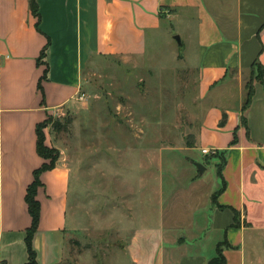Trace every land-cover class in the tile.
Segmentation results:
<instances>
[{"label": "crops", "instance_id": "0c3cea01", "mask_svg": "<svg viewBox=\"0 0 264 264\" xmlns=\"http://www.w3.org/2000/svg\"><path fill=\"white\" fill-rule=\"evenodd\" d=\"M37 2L39 17L30 0H0V264L28 260L25 238L32 218L25 196L34 171L46 161L37 151V125L82 98L87 65L143 57L150 31L186 15L184 28L198 60L194 105L201 121L194 148L226 151L225 188L218 205L213 203L222 180L218 175L209 184L198 170L188 196H180L183 205L179 197L166 196L163 181V215L153 227L134 228L131 264H208L224 239L231 244L224 249L225 264H264V81L254 82L252 102L243 111L252 65L258 59L264 66V0ZM205 103H211L208 109ZM46 143L52 146L48 138ZM72 170L60 158L41 175V216L33 239L38 264L65 257ZM171 186L173 195L178 185ZM195 213L199 217L191 223Z\"/></svg>", "mask_w": 264, "mask_h": 264}, {"label": "rangeland", "instance_id": "374dc122", "mask_svg": "<svg viewBox=\"0 0 264 264\" xmlns=\"http://www.w3.org/2000/svg\"><path fill=\"white\" fill-rule=\"evenodd\" d=\"M188 17L167 19L165 27L150 31L143 57L87 65L82 98L49 114L46 137L73 169L66 264H131L134 228L153 227L163 215V181L166 196L184 205L199 169L195 163L207 168L204 181L217 179L216 164L194 148L201 118L194 105L197 46L184 28ZM193 217L191 223L199 214Z\"/></svg>", "mask_w": 264, "mask_h": 264}, {"label": "trees", "instance_id": "16d2710c", "mask_svg": "<svg viewBox=\"0 0 264 264\" xmlns=\"http://www.w3.org/2000/svg\"><path fill=\"white\" fill-rule=\"evenodd\" d=\"M30 6H31V11L34 15L39 17V5L37 0H30ZM47 48V45L43 48L40 58L38 61H41L42 58L45 56V50ZM259 81V82H263L264 81V66L259 62L258 59H256L252 65V70H251V74L249 77V82L246 85V89H247V93H246V98H245V102L243 105V111H245L251 104L252 102V98L254 95V82L255 81ZM41 83H40V87H41ZM49 117V116H48ZM49 118H47L44 122H41L37 125V151L38 153L46 160L39 168H37L33 175H34V179L33 181L28 185L27 187V191H26V202L28 204V209H29V213L31 215L32 218V222L31 225L27 228L26 230V238H25V242L27 245V251H28V260L25 264H38L37 261V252L34 248L33 245V239L35 236V233L38 230L39 227V222H40V216H41V204L39 202V200L37 199V192H38V188L40 186H43V182L41 180V175L43 172L48 171V170H52L57 166V162L59 160L60 157V153L57 150V148L52 147L47 145L46 143V132H45V128L48 126L49 124ZM226 122V114L223 115V118L221 119L219 125L223 126ZM242 122L243 125H247V118L245 116V114H243L242 116ZM236 136L235 139L233 140L232 144L236 143ZM206 158H207V162H208V156H210V159L213 158H218L219 162L216 165L217 166V172L218 175L220 177V179L222 180V186L221 188L216 191L213 194V203L217 204V197L218 195L224 190L225 188V180L222 174V169L226 163V151L225 150H221V151H215L211 154H206ZM237 212L235 210V223L234 225L237 226L238 225V216H237ZM231 247V244L224 239L222 242H219L217 245V253L216 255L210 259L208 264H225L226 263V257L224 255V249ZM58 264H66L64 261L58 263Z\"/></svg>", "mask_w": 264, "mask_h": 264}, {"label": "water", "instance_id": "95a60500", "mask_svg": "<svg viewBox=\"0 0 264 264\" xmlns=\"http://www.w3.org/2000/svg\"><path fill=\"white\" fill-rule=\"evenodd\" d=\"M175 38L177 39V41L181 44V38L179 35L175 36ZM197 167L199 168V172L200 174L202 175L203 174V171L205 169V167L202 165V164H199V163H196Z\"/></svg>", "mask_w": 264, "mask_h": 264}, {"label": "built area", "instance_id": "2783aa9c", "mask_svg": "<svg viewBox=\"0 0 264 264\" xmlns=\"http://www.w3.org/2000/svg\"><path fill=\"white\" fill-rule=\"evenodd\" d=\"M202 152H203L204 154H211V153H213L214 151H212V150L209 149V148H203V149H202Z\"/></svg>", "mask_w": 264, "mask_h": 264}]
</instances>
